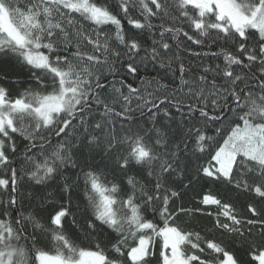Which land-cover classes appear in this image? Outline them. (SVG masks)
Instances as JSON below:
<instances>
[{
    "label": "snow or ice",
    "instance_id": "obj_1",
    "mask_svg": "<svg viewBox=\"0 0 264 264\" xmlns=\"http://www.w3.org/2000/svg\"><path fill=\"white\" fill-rule=\"evenodd\" d=\"M137 7L140 18H133ZM125 19L134 30L158 28L160 39L143 47L138 34L126 32ZM166 35L225 45L211 53L222 56V64L204 66L191 79L184 77L193 70L178 64L171 100L155 95L169 90L160 80L143 95L127 82L147 62L165 67ZM18 67L28 69L37 88L13 98L6 84ZM107 89L110 100L101 96ZM145 110L149 119L140 124L134 113L143 117ZM224 120L228 127L210 135L209 125ZM62 134L71 138L52 141ZM15 135L28 141L22 161L8 154L17 152ZM200 154L207 155L203 164ZM96 155L108 157L113 180L84 158ZM69 166L83 175L87 203L80 216L71 210L77 185L63 176ZM0 169L10 173L0 175V190L8 195L0 200V264H264V220L243 218L230 202L233 192L264 201V0H0ZM116 173L122 174L118 181ZM57 178L63 184L55 195L66 203L52 206L41 195L35 211L9 212L22 182L47 187ZM194 181L223 190H201L195 208L178 205L182 189H193ZM45 203L50 209L39 207ZM212 206L215 211H205ZM246 211L258 217L264 209L248 203ZM197 214L212 217L221 236L207 238L211 229L202 235L180 220ZM256 225L261 231L253 236ZM69 229H79L88 246L75 243Z\"/></svg>",
    "mask_w": 264,
    "mask_h": 264
},
{
    "label": "trees",
    "instance_id": "obj_2",
    "mask_svg": "<svg viewBox=\"0 0 264 264\" xmlns=\"http://www.w3.org/2000/svg\"><path fill=\"white\" fill-rule=\"evenodd\" d=\"M110 4H115L117 0H108ZM130 15L133 18H140L139 16V8L137 7L135 11L131 12ZM77 21L80 24H83V27L85 30H87L89 33L92 31V26H90L87 22L82 21L79 19V17H76ZM124 28L126 32L129 35H139L141 37V43L143 47L150 48L152 47V41L153 40H159L160 37L158 35L159 29H143V30H134L127 24V20L125 19L123 21ZM152 23L154 25H159V20H152ZM176 26H180V24H177ZM104 28L105 32H110L112 29H109L108 27L101 26ZM185 31H189L190 35H193L196 37V34L191 31L188 27H185ZM215 32L211 33L212 37H215ZM199 38V37H196ZM166 42L170 44V51L167 53H162V57L164 60L165 67H161L159 62H147V66H141V70L138 75L136 76H129L127 77V82L131 83L134 87H137L140 89L141 94L146 93H153L155 89L158 88V85L156 83L157 80H160L162 83H167L169 85L168 91H159L155 92V95L158 96H168L171 100L173 98V91L172 89L177 88V85L179 84L180 75L178 72L175 71V69L178 67V64L183 62L186 68H191L193 71L186 75L185 79H191L193 76H198L200 74L199 69H201L204 66H212L214 67L216 64H222V56L217 58L213 57L211 55L212 52H218L221 47H225L220 42H217L216 44H212L211 39L204 38V43L201 45L193 44L192 41L187 40L186 37L180 36L179 38H172L171 36L166 35L165 37ZM199 53V55H197ZM205 53H208V55H205ZM141 55H144V53H141ZM176 57H179V60L176 59ZM171 59L172 64L171 67H167L168 61ZM15 60V58H13ZM17 75L11 76L9 78L8 84L6 86L10 87L12 91V96L15 98L16 95L22 93L25 88L32 87L37 88V85L34 81L29 80L28 76V69L26 67L24 68H17ZM121 75H125L123 72ZM119 79V77H117ZM12 81H17L16 83H12ZM117 87H119V84H117ZM186 92L187 89H184ZM126 92V89H125ZM113 94L111 93L110 89L105 90L104 93L101 94L102 98L110 100L111 96ZM175 96L181 97L183 96V93L176 91ZM183 102L185 104L189 102H195L193 100H189L188 98H184ZM136 101H133V108L136 106ZM223 103V101H221ZM162 107H168L169 111H171L172 115L175 117L177 121L181 119L179 111L175 109L174 107H170L169 105H163ZM209 108H211V104L209 103ZM117 111H119V107H117ZM186 111V110H185ZM198 115V113H197ZM225 115L228 117V119H231L232 116L229 113H225ZM134 117L137 119V122L140 124H143L145 121L149 119V114L145 110V113L143 117H141V113L139 111H136L134 113ZM121 122L117 120V131H119V124ZM227 128L228 123L227 120L222 121L221 123L217 124H210L209 128L211 129L209 131L210 135L215 134V128ZM71 132V129L68 130ZM43 135H49L47 132L42 131ZM71 136L65 137L63 134L61 137L51 136L52 141L58 142L60 140L64 139H70ZM14 139L17 144V152L11 153L9 152V156L14 161H22V153L25 149V147L28 144V141L25 140L23 137L19 135H15ZM201 159L199 160V163L203 164L207 161V155L206 154H200ZM88 160L90 164L93 165V167L98 168L105 172L107 180L111 181L114 179L113 176V170L112 167L109 166L108 168H105V164L108 162V157H101L100 155H96L95 158L92 156H86L84 157ZM196 160L193 159V165L192 169L190 170V173L194 175V167H195ZM17 168L20 167L19 163H15L14 165ZM0 175H4L5 178H7V175H10V173L7 172V170L0 169ZM63 176L67 178L69 182H74L77 185L76 192L79 194L78 196H74L73 199V206H72V212L75 213L77 216H80L84 213L85 210V204L87 203L83 199V190H84V181H83V175L79 167L76 169L71 168L69 166L63 171ZM122 177V174L116 173V179L117 181ZM187 182V181H185ZM63 184V180H60L57 178L55 182L50 181L47 187L44 186H38V185H32L29 186V182H22L18 191L20 193V196H18V203L15 207V209H9V212L13 213L14 215H19L23 213L24 215H27L30 211H35L38 207V201L39 197L41 195L47 196L48 200H51L52 206L58 207L61 204L66 203L65 200H60L55 194L58 191L57 185ZM195 187L193 189L189 190H183L184 195L182 196L181 200L177 201V204H183L185 207H197V201L200 198V195L203 192L211 193V194H217V191L219 190L222 192V185L212 183L210 181H194ZM29 193H32L33 195H29ZM51 193L52 195H48ZM8 195L7 192L4 190H0V200H7ZM230 202H232L239 213H241L242 217L245 219H260L264 220V212L261 213L258 217H252L247 211L246 206L248 203H253L257 207L258 211L261 209H264V201H260L259 198L255 197L254 194L245 193V192H233L230 194ZM39 207L50 209V205L48 203H45L43 205H39ZM215 207L212 206L210 208L205 209V211H215ZM0 211H3V205H0ZM45 218L47 216V212L45 211L42 213ZM181 222H186V226L201 231V234L204 235L209 229L212 230V233L207 238H212V236H215L219 238L221 236V232L215 230L213 228V219L212 217L206 216V215H194L191 217L182 216L180 218ZM71 221V217H69V223ZM248 226L245 225V228ZM31 227L28 228V231H31ZM261 231V226L256 225L252 227V234L253 236H258ZM68 234L70 238H72L75 243L79 244L80 246L87 247L88 242L87 240L83 239V233L80 232L79 229L72 230L69 229ZM21 243H24L21 241ZM38 247H42L41 245H38ZM45 247V250L54 252V246L52 244H47ZM153 264H157V261H153Z\"/></svg>",
    "mask_w": 264,
    "mask_h": 264
},
{
    "label": "water",
    "instance_id": "obj_3",
    "mask_svg": "<svg viewBox=\"0 0 264 264\" xmlns=\"http://www.w3.org/2000/svg\"><path fill=\"white\" fill-rule=\"evenodd\" d=\"M54 138H56V137L54 136Z\"/></svg>",
    "mask_w": 264,
    "mask_h": 264
}]
</instances>
